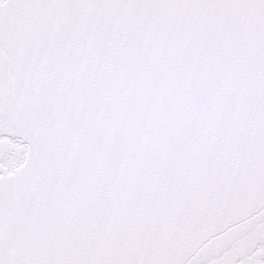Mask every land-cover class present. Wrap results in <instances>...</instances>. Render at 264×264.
Masks as SVG:
<instances>
[{
  "label": "snow or ice",
  "instance_id": "obj_1",
  "mask_svg": "<svg viewBox=\"0 0 264 264\" xmlns=\"http://www.w3.org/2000/svg\"><path fill=\"white\" fill-rule=\"evenodd\" d=\"M0 264H264V0H0Z\"/></svg>",
  "mask_w": 264,
  "mask_h": 264
}]
</instances>
